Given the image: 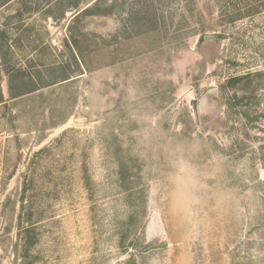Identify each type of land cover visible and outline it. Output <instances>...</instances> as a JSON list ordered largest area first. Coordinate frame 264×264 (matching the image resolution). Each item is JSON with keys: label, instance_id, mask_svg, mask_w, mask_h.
<instances>
[{"label": "rangeland", "instance_id": "rangeland-1", "mask_svg": "<svg viewBox=\"0 0 264 264\" xmlns=\"http://www.w3.org/2000/svg\"><path fill=\"white\" fill-rule=\"evenodd\" d=\"M0 39L40 88L0 105V264H264V0H0Z\"/></svg>", "mask_w": 264, "mask_h": 264}, {"label": "trees", "instance_id": "trees-1", "mask_svg": "<svg viewBox=\"0 0 264 264\" xmlns=\"http://www.w3.org/2000/svg\"><path fill=\"white\" fill-rule=\"evenodd\" d=\"M2 50H3V44L1 42L0 39V59H4L3 54H2ZM7 76H8V99L6 98V94L3 92L2 88H1V76H0V105H6L9 101L11 100H15L17 98L22 97L23 95H26L28 93H33L35 91H38L40 88H34L32 90H30L29 92H23V91H19V88H22L26 83L25 82H21L18 81L19 79V74H18V70H12V71H6ZM31 83V82H30Z\"/></svg>", "mask_w": 264, "mask_h": 264}, {"label": "water", "instance_id": "water-1", "mask_svg": "<svg viewBox=\"0 0 264 264\" xmlns=\"http://www.w3.org/2000/svg\"><path fill=\"white\" fill-rule=\"evenodd\" d=\"M205 38L207 40H214V39H216V36H214V35H206Z\"/></svg>", "mask_w": 264, "mask_h": 264}, {"label": "clouds", "instance_id": "clouds-1", "mask_svg": "<svg viewBox=\"0 0 264 264\" xmlns=\"http://www.w3.org/2000/svg\"><path fill=\"white\" fill-rule=\"evenodd\" d=\"M181 171H184V169H181ZM181 181H183V178H181Z\"/></svg>", "mask_w": 264, "mask_h": 264}]
</instances>
